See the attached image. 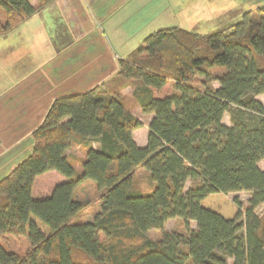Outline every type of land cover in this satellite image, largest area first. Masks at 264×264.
<instances>
[{
  "label": "trees",
  "instance_id": "1",
  "mask_svg": "<svg viewBox=\"0 0 264 264\" xmlns=\"http://www.w3.org/2000/svg\"><path fill=\"white\" fill-rule=\"evenodd\" d=\"M52 1L0 0V34ZM117 75L152 115L146 144L133 139L142 122L120 91L102 84L56 98L30 154L0 179V240L29 244L24 255L0 244V264H264V214L255 213L264 204V4L206 34L154 31L118 60ZM74 144L82 158L67 154ZM138 167L150 192L135 185ZM49 171L63 180L33 197L35 178ZM85 182L100 192L90 221L79 218L89 201L76 196ZM240 191L250 194L246 207L228 197ZM174 218L185 232L165 229Z\"/></svg>",
  "mask_w": 264,
  "mask_h": 264
},
{
  "label": "crops",
  "instance_id": "2",
  "mask_svg": "<svg viewBox=\"0 0 264 264\" xmlns=\"http://www.w3.org/2000/svg\"><path fill=\"white\" fill-rule=\"evenodd\" d=\"M261 4L264 0H53L0 34V179L30 154L32 132L52 102L109 80L118 60L145 38L136 43L137 33L181 27L185 13L199 20L186 29L206 34L194 29L205 25L211 32ZM135 131V143L144 146L147 136L138 139Z\"/></svg>",
  "mask_w": 264,
  "mask_h": 264
},
{
  "label": "rangeland",
  "instance_id": "3",
  "mask_svg": "<svg viewBox=\"0 0 264 264\" xmlns=\"http://www.w3.org/2000/svg\"><path fill=\"white\" fill-rule=\"evenodd\" d=\"M233 5H234V7H236V4L233 3ZM258 6H260V5H258ZM254 9H251V10H254ZM175 14L177 17H179V15L177 13H175ZM184 16H186V18H183ZM180 21L182 23L181 27L186 29V27L187 28L193 27V25L195 24V21H199V20H194L191 17L189 18V16H187V14L182 13V18H180ZM204 26L205 25L199 26L198 28H196L194 30L199 31V32H203V33L209 32L210 30H206L207 28H205ZM157 27H160V26H156V28H154V30H150V32L147 31L145 34L137 33L135 35V41H137L136 43H140L139 41H141L144 37H146L147 35H149L153 31L163 29V28H157ZM125 43H128V40H126ZM219 73H220L219 70L213 72V74H215V75L219 74ZM102 84L105 85V87H108L110 89H115L116 91H120V93L122 92L121 96H123V99H124L127 107L129 108V110L132 113H135V115H137V117H139L140 121L143 123L142 126L138 129H136V131H135L137 138L139 137V138H141V140H143L148 134V127H146L145 124L147 123L148 117H149V121H150L152 115L148 116L147 114H143L141 112V110L138 109V105L135 102L133 94H132L134 84L131 81L123 80L122 78H120L117 75V73L113 74V76L110 77L109 80L102 82L100 84H97L95 86L102 85ZM212 85L214 88L219 87V84L216 81H212ZM257 99L264 105V94L257 96ZM222 122L225 125H230L229 117L227 114H224ZM93 146L96 147L97 144L94 143ZM67 154L70 157L82 158L84 155V150L81 148L80 144H78V145L74 144L71 148H69L67 150ZM76 167H77V170L79 171V166L77 165ZM259 167L261 169H264V159H262L259 162ZM53 174H56V175H53ZM56 176H59L60 178H62L61 175L59 173H57L56 171H49L45 174L38 176L35 179L34 184H33V188H32L33 197H39V196H44V195L49 194L51 192L52 188L56 185V183L60 182L58 177H56ZM134 179H135L134 181H135L136 187L139 188L140 190H142L144 192H150L152 190L154 183L150 179L149 173L144 168L138 167L135 170ZM189 186H190V183L187 182L186 188H188ZM76 196L80 199H84V200L89 201V206L84 210L82 216L79 218L84 220V221H90L92 219L94 213L99 208L100 192L96 191L91 183L85 182L84 184H82L77 189V195ZM228 197L230 199L238 198L239 201L242 203L243 207H246L248 204V199L250 197V194L248 192H245V191H240V192L229 193ZM255 213L258 216L264 214V204L257 207L255 210ZM190 226L193 229L196 228L195 222L192 221L190 223ZM165 229L168 231L185 232L182 221L180 219H177V218L169 219L165 224ZM148 235L151 238L156 239L159 237L160 232L158 230H150L148 232ZM0 244L2 245V247L5 250L16 252L19 255H24L27 252V250L29 249V244L23 236L5 235V236H3V238H1ZM74 255L76 256L77 260L85 261V258L83 256L79 255L78 253H75Z\"/></svg>",
  "mask_w": 264,
  "mask_h": 264
}]
</instances>
